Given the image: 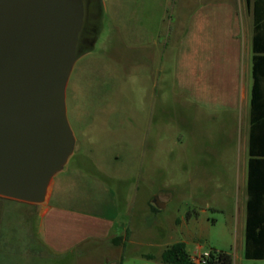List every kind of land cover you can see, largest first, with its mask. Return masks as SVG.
<instances>
[{
	"label": "rangeland",
	"instance_id": "rangeland-1",
	"mask_svg": "<svg viewBox=\"0 0 264 264\" xmlns=\"http://www.w3.org/2000/svg\"><path fill=\"white\" fill-rule=\"evenodd\" d=\"M225 1L104 0L98 48L77 62L67 88L77 149L48 205L107 218L122 238L64 254L47 243L46 204L0 198V264H113L117 253L160 259L177 243L194 262L226 252L234 264H264L245 258L239 110L199 102L182 80L201 61L191 41L182 43L193 16ZM234 2L246 12V0Z\"/></svg>",
	"mask_w": 264,
	"mask_h": 264
},
{
	"label": "water",
	"instance_id": "water-1",
	"mask_svg": "<svg viewBox=\"0 0 264 264\" xmlns=\"http://www.w3.org/2000/svg\"><path fill=\"white\" fill-rule=\"evenodd\" d=\"M87 2L104 19V0ZM87 5L0 0V198L47 204L54 178L76 152L67 88L102 36L98 27L92 39L85 36Z\"/></svg>",
	"mask_w": 264,
	"mask_h": 264
},
{
	"label": "crops",
	"instance_id": "crops-1",
	"mask_svg": "<svg viewBox=\"0 0 264 264\" xmlns=\"http://www.w3.org/2000/svg\"><path fill=\"white\" fill-rule=\"evenodd\" d=\"M247 10L234 0L209 4L201 8L193 16L189 33L183 39L197 47L196 56L200 63L189 64V74L185 73L186 88L201 103L214 109L239 110L243 124L242 158L236 167L240 182L241 214L245 216L244 246L246 242V217L248 210L250 180L253 183V198L257 200V213L264 215V158L250 162V137L252 130V92L254 86V24L252 11L246 1ZM251 20V21H250ZM187 36L190 40H187ZM203 40V42H201ZM200 45V50L198 49ZM260 55H264L261 53ZM191 60V58L189 57ZM259 88L261 95L255 109V120L259 122L255 128V152L261 151L258 142L260 134H264V65H259ZM262 155V154H259ZM49 193L48 202L50 200ZM41 218L49 248L67 254L75 247L91 239L98 241H115L122 238L118 225L104 217L51 208L48 203L42 208ZM62 237L58 236V229ZM60 230V229H59ZM55 233V234H54ZM124 240L119 250L127 247ZM113 247V246H111ZM118 252V251H117ZM114 256L113 264H162L161 257L142 255L138 259L126 260L123 254ZM138 261V263H136ZM109 260L106 264H109Z\"/></svg>",
	"mask_w": 264,
	"mask_h": 264
},
{
	"label": "trees",
	"instance_id": "trees-1",
	"mask_svg": "<svg viewBox=\"0 0 264 264\" xmlns=\"http://www.w3.org/2000/svg\"><path fill=\"white\" fill-rule=\"evenodd\" d=\"M253 16L254 24V86L252 92V130L250 137V162L259 158H264V134H260L258 142H260L262 150L255 152V128L259 122L255 120V109L259 104L261 90L259 88V65H264V0H246ZM262 154V155H259ZM249 201L246 217V242H245V258L248 260H264V215L257 213V204L253 198V183L250 180L248 185ZM119 239L115 240V243ZM162 264H199L192 260L186 251L184 243H177L167 248L161 257ZM205 264H234L233 255L226 252H219L217 255L210 253Z\"/></svg>",
	"mask_w": 264,
	"mask_h": 264
},
{
	"label": "flooded vegetation",
	"instance_id": "flooded-vegetation-1",
	"mask_svg": "<svg viewBox=\"0 0 264 264\" xmlns=\"http://www.w3.org/2000/svg\"><path fill=\"white\" fill-rule=\"evenodd\" d=\"M88 4L87 0H86V5ZM95 17H97V19H95ZM103 23H104V19H100L98 12L96 10V7L91 5V7H89L87 5V21H86V30H85V36L89 39H92L94 37V28L98 27L100 34H103ZM102 37V36H101Z\"/></svg>",
	"mask_w": 264,
	"mask_h": 264
},
{
	"label": "built area",
	"instance_id": "built-area-1",
	"mask_svg": "<svg viewBox=\"0 0 264 264\" xmlns=\"http://www.w3.org/2000/svg\"><path fill=\"white\" fill-rule=\"evenodd\" d=\"M209 257H210V253H205L200 259H198L196 263L205 264L207 261V258Z\"/></svg>",
	"mask_w": 264,
	"mask_h": 264
}]
</instances>
